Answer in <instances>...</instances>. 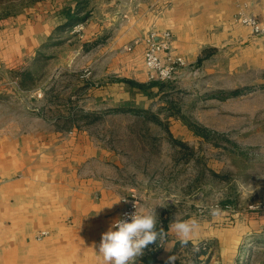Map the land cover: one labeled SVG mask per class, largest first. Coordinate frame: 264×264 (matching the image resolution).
Listing matches in <instances>:
<instances>
[{"label":"rangeland","instance_id":"374dc122","mask_svg":"<svg viewBox=\"0 0 264 264\" xmlns=\"http://www.w3.org/2000/svg\"><path fill=\"white\" fill-rule=\"evenodd\" d=\"M150 3L91 0L78 14L84 21L60 28L78 0H0V25L24 29L20 71L35 75L23 88L18 71L0 66V132H85L100 150L98 169L108 183L126 198L134 195L141 211L157 206L165 236L136 264H168L158 258L167 246L174 264H264V225L246 233L232 254L214 234L262 214L254 207L264 202V36L222 39L208 57L201 59L207 47L185 56L171 80L135 90L121 81L124 72H107L132 45L111 50V43L124 38L120 28L134 17L155 14L158 3ZM238 87L243 94L229 93ZM73 113L75 125L64 118ZM176 220L196 222L187 245L170 227Z\"/></svg>","mask_w":264,"mask_h":264},{"label":"crops","instance_id":"0c3cea01","mask_svg":"<svg viewBox=\"0 0 264 264\" xmlns=\"http://www.w3.org/2000/svg\"><path fill=\"white\" fill-rule=\"evenodd\" d=\"M155 3V14L146 10L127 29L120 28L124 38H115L111 50L132 46L118 54L123 61L106 66L107 72L148 81L143 53L151 32L170 30L173 48L192 59L222 39H238V34H246L245 40L254 37L249 27L233 21L236 12L264 20V0H152L150 4ZM23 30L18 24L0 25V66L23 70ZM46 129L6 127L0 132V264H101L93 245L119 216L125 197L98 169L103 157L85 132ZM253 216L236 227L214 230L230 254L246 233L264 225V212ZM43 229L50 235L36 240L35 234ZM168 248L159 260L169 258Z\"/></svg>","mask_w":264,"mask_h":264},{"label":"clouds","instance_id":"9594fccd","mask_svg":"<svg viewBox=\"0 0 264 264\" xmlns=\"http://www.w3.org/2000/svg\"><path fill=\"white\" fill-rule=\"evenodd\" d=\"M156 207L124 213L123 217L110 223L107 231L101 234L99 243L93 245L102 257L101 264H136L137 258L145 254L149 245L163 239L165 232L163 228L158 229ZM218 214V209H212L213 216ZM170 227L179 237L180 243L187 245L196 229V222L176 220ZM168 264H174V257H169Z\"/></svg>","mask_w":264,"mask_h":264},{"label":"built area","instance_id":"2783aa9c","mask_svg":"<svg viewBox=\"0 0 264 264\" xmlns=\"http://www.w3.org/2000/svg\"><path fill=\"white\" fill-rule=\"evenodd\" d=\"M234 20L249 27L253 34L264 36V20L257 15L239 11L235 15ZM128 49H131V47ZM143 59L148 80L150 81L171 80L179 69L187 64L185 56L173 48L172 33L169 30H164L160 33L152 32L148 35ZM124 202L125 205L118 217H123L124 213H132L136 209L138 212L141 211L139 201L134 195L133 198L125 197ZM254 208L264 212V202H260ZM49 235L50 231L43 229L35 234V239L41 241Z\"/></svg>","mask_w":264,"mask_h":264},{"label":"trees","instance_id":"16d2710c","mask_svg":"<svg viewBox=\"0 0 264 264\" xmlns=\"http://www.w3.org/2000/svg\"><path fill=\"white\" fill-rule=\"evenodd\" d=\"M79 2V6H78V9L75 10V11H71V10H68L67 13H66V16H67V19L65 22H63L62 24L59 25L60 28H63V27H72L74 26L76 23L78 22H81V21H84V17H78V14L83 12L87 7L88 5L91 3V0H78ZM217 48L216 47H207L204 49V57H201L202 58H205V57H208L209 55H211ZM17 73H19L18 77L20 79V86L23 87V88H30V84L28 83L29 81H34V71L31 70V69H28V70H24V71H18ZM122 82H124L125 84L131 86L132 88H137L139 90H147L148 88H152L153 86H156L159 82L157 80H154V81H149V82H140L138 80H135V79H131V78H122L121 79ZM243 88H234V89H231L229 91V93L233 96H237V95H241L243 94ZM161 89L159 88V93ZM130 110H134L135 112H141L139 110H145V109H141V108H138V109H122L120 107H116L114 109V111H130ZM88 114H90V112H88ZM66 120V122H69L73 125H75V121H77V118H75V113L73 114H70V115H67L64 117ZM154 120H156L158 123L162 124V121L159 119V117L155 116L154 117ZM72 127V125L70 126ZM198 129V128H197ZM63 130H66L65 128ZM69 130V129H68ZM198 132L201 133V130L198 129ZM178 142V141H176ZM180 142V141H179ZM151 262V261H149Z\"/></svg>","mask_w":264,"mask_h":264}]
</instances>
